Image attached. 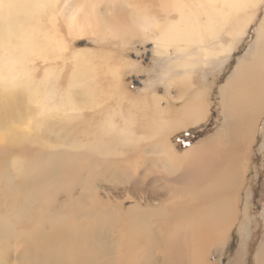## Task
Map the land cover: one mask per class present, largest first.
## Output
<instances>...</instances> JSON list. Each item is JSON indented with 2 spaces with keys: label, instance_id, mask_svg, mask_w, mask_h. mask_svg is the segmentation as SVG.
Returning a JSON list of instances; mask_svg holds the SVG:
<instances>
[{
  "label": "bare ground",
  "instance_id": "6f19581e",
  "mask_svg": "<svg viewBox=\"0 0 264 264\" xmlns=\"http://www.w3.org/2000/svg\"><path fill=\"white\" fill-rule=\"evenodd\" d=\"M249 30L219 87L223 128L176 152ZM136 42L153 59L133 93ZM263 117L264 0H0V264H221L212 249L247 234L237 203Z\"/></svg>",
  "mask_w": 264,
  "mask_h": 264
},
{
  "label": "rangeland",
  "instance_id": "374dc122",
  "mask_svg": "<svg viewBox=\"0 0 264 264\" xmlns=\"http://www.w3.org/2000/svg\"><path fill=\"white\" fill-rule=\"evenodd\" d=\"M252 34V30H249L248 38L243 37L236 44L233 53L223 61V65L219 66L214 72L213 68L209 70V74L206 76L208 80L207 84H211L207 98L209 110L207 111V118L203 124L194 125L188 130L181 129L172 136L171 141L175 144L176 152H183L188 147L196 145L223 128L224 121L219 87L232 74L237 59L242 56H248L250 42L253 38ZM151 46L153 45L148 42H136L133 46L129 45L124 52L125 55L123 57H127L140 64L135 71L126 75L127 77L124 80L126 82L124 83V87L128 84V90L133 93L141 87L142 82L146 80L145 78L149 74L146 73L145 69H150L152 66L151 60L153 56ZM111 47L113 45L107 42H94L89 39H79L71 45L72 49L85 48L99 51L100 53L116 49ZM202 79L199 75L194 76V81L197 84ZM245 168V185L239 192L240 200L237 203V207L239 214L244 210L248 217L246 219L247 234L245 239L241 240L238 228H234L223 247L220 246L212 249V257L215 259L221 258V264H255L254 253L264 236V117L259 123V131L255 136L251 156L247 160Z\"/></svg>",
  "mask_w": 264,
  "mask_h": 264
}]
</instances>
